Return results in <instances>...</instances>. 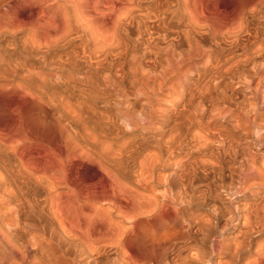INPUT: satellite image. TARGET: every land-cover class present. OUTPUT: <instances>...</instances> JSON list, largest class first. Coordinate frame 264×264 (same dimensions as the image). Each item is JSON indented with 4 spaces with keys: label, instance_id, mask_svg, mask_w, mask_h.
Listing matches in <instances>:
<instances>
[{
    "label": "rangeland",
    "instance_id": "374dc122",
    "mask_svg": "<svg viewBox=\"0 0 264 264\" xmlns=\"http://www.w3.org/2000/svg\"><path fill=\"white\" fill-rule=\"evenodd\" d=\"M33 1L34 2H29V4L27 3L15 5V8L13 6H10V11L7 15L6 20L9 19V21H7L8 26H11L13 30L10 27H7L6 31L9 30L8 32L10 34L12 33V36L7 32L3 33V35H0V38L2 37L0 39V79H2L3 81L2 82L0 80V83L2 85H0V93L4 94H0V163L2 161L1 164L2 166H4L6 173H10H5L8 176L6 177L7 180L9 179L7 181L9 184L7 183L6 186H10L7 188L11 189L12 191L22 189L20 191L23 193L28 191L29 193H27L29 195L32 194L30 195L32 200H38L39 205H44L45 199L43 198H46L47 195L45 194L49 192L45 190L47 189V186L45 185L46 182L43 179L42 171L47 169V167L58 169V159L61 158L60 160H66V153H68V151L72 149L71 146H75L76 141L90 142H86V144L84 143L85 145L83 146H85V148L87 149H89L88 147H90L88 151L87 149L85 150L88 154H92L91 159L87 154V161L85 159L83 161L68 160L65 165L66 171L67 174L69 173V176H74L77 179L79 178L78 180L86 183L89 189L92 188L91 191H94V189L96 190V188H100L103 184L102 182L107 181V174L110 175V173L111 175L114 174V177L117 173L116 176L119 178V183H122V185L126 183L128 184L127 186H131L132 182V186L136 187L133 184L136 185L141 182V177L137 176L138 174H140V176L152 174L155 178L158 177L160 179L161 177L168 176L169 173H175L176 175H178V173L185 174L188 172L187 174H193L192 176H195V179L192 183L193 188H198V190H207L216 189L223 186L228 187L229 185L237 186L238 184L236 182V178H234V180H231L229 178H231V175H237L240 172L246 171L249 168L248 165L251 164V158L254 155L256 156V161H258L256 165L262 170L264 169V158L259 154V149L263 147L264 141H257V137H255L256 134L254 133L256 132V130L252 129L251 132L246 128V124L241 115V110L239 109L241 108L247 112L249 111V114L252 115V109L258 110V103L260 102L261 90L255 92L254 89L255 83H257L258 79L255 78V81L251 82L248 77L251 76L252 73H257L258 68H260V66L264 64L262 63L264 60V46H262L264 45V0H183V5L181 2L182 0H157V3L156 0H151L152 4L150 6L154 8H150V11L152 12L150 13L149 19L147 20V22L149 21V28L147 26V31L141 34V41H152V47L149 49L144 48V50H142V46L140 48H137V50L136 48L131 50L128 49L126 51L127 55H125V53L121 55L119 53V50L117 52L106 54V57H103L104 60H100L103 63L99 62L98 66L97 64H95L94 59L91 60L92 56L88 55V53L83 52L81 44L79 42L74 43L76 40H72L70 42L72 45H64L63 43L62 48L61 44H59L60 46H49V48L47 49L49 50L51 47L52 50L50 49V51L46 49V47L48 46L41 47L42 45L36 42L37 39L41 37L44 38L45 36H47L48 32H50L51 30L53 31L54 27L52 28V23L50 24L51 19L54 24L52 26H55L57 21L59 23V19H53V16L50 15L51 19L47 21L48 23L45 22V24L42 21H39L40 15L38 17L37 14L47 12V9L51 8L55 4V2H48L47 5L38 3L39 0ZM33 3L34 5H32ZM36 3L37 5H39L37 6ZM155 5L158 7V9ZM20 7H22L23 9ZM165 7L168 9H166ZM180 7L183 9L181 10ZM187 7L188 9L192 8L190 10H194L197 16H201L203 21V23H201L200 25L201 27H195V24H191V18L189 19L190 14L188 16V13L192 11L188 10ZM160 8L164 10V12H162ZM41 9L42 11L40 12ZM160 10L161 12H159ZM173 10L176 12H173ZM168 12L171 13L172 16L169 15ZM154 13L157 18L154 17ZM160 13L166 15V18L164 16L165 20L164 18L162 19L163 14L160 15ZM35 16L37 17L35 21L39 22V25L33 20ZM150 16H153L154 19H151ZM23 18L25 20H23ZM13 19H16L15 21L17 24L14 23L15 21ZM26 19H31L30 21L34 23L30 24V21L28 22ZM157 19H160V21H157ZM176 19L179 20L178 23ZM162 20L164 22L166 21L168 25ZM159 22L162 24L159 25ZM20 23H25L24 26L26 27V24L28 23L29 25L34 26L33 29L35 30H33L29 25V29L26 27L23 28L22 24ZM40 23H43L42 27H39L41 26ZM176 23L178 24V26L176 25ZM43 25L45 26V29H43ZM16 26H18L19 28ZM191 26L195 27H192V31L190 30ZM49 27L51 30L48 29ZM158 27L161 28L159 29ZM20 28L23 29L19 31L16 30ZM14 29L15 32H11L14 31ZM183 31L185 33L186 31H188L192 35V37L190 36L192 42L191 44L193 45L191 46L192 48H188V46L185 45L186 42L183 41V37H185L186 34L184 35ZM39 32L40 34H42L41 36ZM134 33L135 31L132 32V34L135 36L136 33ZM31 34L33 36L32 39L30 38ZM27 35L28 39L30 38V41H33L34 39L36 40L30 42L27 39ZM34 35L36 36V38H34ZM19 36L21 37V40H19L20 43L23 42L22 45L18 43V38L20 39ZM152 37L153 40L151 39ZM13 38L17 40H14ZM25 40L29 41V44ZM154 40H156L157 42L155 41L154 43ZM14 41H16L18 44H15L16 42L14 43ZM10 43H13V45H11ZM33 43L37 48L32 45ZM25 46H28L27 49L25 48ZM258 48L262 49L263 52H255L256 54L252 56V59L255 62L249 64H244L243 62H241L243 61L245 53L250 52L248 54L252 55L254 52L252 50H257ZM246 49L248 50V52ZM180 53L181 57H179ZM173 55L177 56L178 58H174ZM83 56H85V58L87 59H84ZM88 56H90L91 58ZM171 56L174 58L173 61ZM1 57H3V59ZM175 59L177 60L175 61ZM167 60L168 62H171L166 63ZM235 63H237L238 66ZM167 64H171V66H166ZM176 64H178L177 67L174 66ZM2 65H4V67ZM95 65L97 67H95ZM176 68L179 70H177ZM215 71H217L216 74ZM149 76L151 78H149ZM243 76L245 78H243ZM133 79L136 80V84H132ZM145 79L147 80V85H145L144 87L142 82ZM148 80H150V83L148 82ZM249 81L250 86L253 87V89L249 86ZM141 83L143 86L141 85ZM151 84L153 86H151ZM244 85H247L250 90H248ZM3 88H5V91L3 90ZM250 92L252 96H255V98H252ZM2 97L6 100H4ZM254 100L255 102L257 100L259 102H256L253 107V104L255 103ZM251 105L252 108H249L251 107ZM249 109H251V111ZM33 111L36 114H34ZM45 114L46 116L48 115L47 117H45L47 120L44 118ZM39 115H43V117ZM33 116L35 120L34 118H32ZM36 117H38V119ZM41 117L44 119H42ZM48 118H50V120ZM90 118L91 120H88ZM124 118L129 122L127 120L125 122V120H123ZM36 119L38 121H36ZM39 119L43 121L41 122L39 121ZM34 121L36 123L38 122L39 124L41 123L42 125L36 124L34 123ZM156 121H159L158 123L160 125ZM257 124L259 126L261 125V127L264 128V123L258 122ZM37 125L38 127H40L37 128ZM153 125H156V128L158 126L160 127L157 128V134L159 133L157 136H160L159 138L156 136V129ZM43 129L45 130L43 131ZM148 129L150 131H148ZM245 130L248 133V139L244 136ZM147 131L149 132L148 134H146ZM153 136L156 137L154 138ZM153 138L158 139H156L157 141H153ZM64 141H66L67 143ZM68 141L71 146L68 145ZM70 141L75 142L73 143ZM95 141L97 142V145L95 144ZM171 142L173 143V145L171 144ZM102 143L103 145H101ZM60 144L61 147L63 146L62 148L59 147ZM63 144H65V146ZM87 144L94 146L88 145V147H86ZM174 145L179 147L174 148ZM108 146L112 147H109V149L111 148L110 151H112V154L110 153L109 149H107ZM228 146L231 148H229ZM36 147L39 149H37ZM64 147L65 149H63ZM100 147H102V149ZM95 148L98 150H96ZM25 150L26 152H24ZM27 150L29 152L30 150L32 151L29 154ZM62 150L64 152L59 153L62 152ZM103 150L106 151L107 154ZM42 151H44L45 153ZM97 151L99 152L97 153ZM113 151L115 152L113 153ZM93 152L97 154H94ZM58 153L60 155H58ZM249 154L251 155V157ZM34 155L37 157H33ZM93 155L94 160L92 159ZM112 155L115 158L117 156L122 158L123 160L120 158V160L118 158H116L118 160H115ZM50 157L52 158L50 159ZM103 157L107 162H105ZM26 158L27 160L30 159L31 164L27 162ZM47 159L50 160V162L47 161ZM43 160L45 161L44 164L42 163ZM55 160L58 162V164L55 163ZM90 160L93 161L91 162ZM127 160L129 161V164ZM151 160L154 162H152ZM34 161H36V163ZM95 161H98L97 164H93V162L95 163ZM118 161L121 162V165H119L120 162ZM141 161H145L142 167H140ZM146 161H148V164L146 163ZM24 162L26 163V165L30 164V169L25 168L26 165L24 164ZM84 162L86 163L84 164ZM110 162H112L113 164L110 165ZM150 162L151 164L153 163V166L150 164ZM33 164H37L39 166L41 164V167H39L38 169V166H33ZM100 164H103V170H98L99 168H101ZM116 164L120 169L124 166V169L122 170L125 172L122 171V173L121 170L115 168L117 167ZM173 164H175V166ZM177 164L179 166L178 169L175 168L177 167ZM31 165L33 166V168H36V170L33 169ZM73 166L74 168H76V170L73 168ZM149 166H151V168ZM23 168L26 170V173L27 171L30 172L29 170L31 169L33 170H31L32 173H27L28 175L31 174L27 178L25 177L27 176V174L24 173L25 171ZM115 169H117L118 172L121 173L119 174L117 170L115 171ZM149 169H153L152 172H150ZM171 169L173 170L171 171ZM21 170L24 171L22 174L19 173L21 172ZM112 170L113 173L111 172ZM174 170L176 172H173ZM74 171L76 172L73 173ZM17 172L19 176L17 175ZM33 172H35V175L33 174ZM39 172H41V176ZM143 172L148 173L144 174ZM36 174H39V176H36ZM93 174L95 176H93ZM56 175L59 176L58 174ZM14 176L16 180L13 179ZM17 176L19 178H17ZM33 176L39 178L40 180L35 177L34 178L38 181L34 180ZM9 177L13 178L10 179ZM31 177L33 179H31ZM117 177L115 178L118 179ZM41 179L44 180V183H42ZM12 180H14L13 182L15 183L21 182L24 184L17 183L16 186H14L15 183H13ZM134 180H136V182ZM9 181L12 182L13 185H11L12 183L10 184ZM38 182L40 186L38 185ZM92 182L98 183L93 184ZM149 183L147 182V187L149 186L150 189L159 192L165 191L167 189H172V186L175 185L174 183H170L169 185V182L163 183V180H161L160 183L162 184L160 185L159 181H157L156 179H154V181L152 182L153 184H151V182ZM141 184L142 182L139 185ZM37 185L41 187V189ZM167 185L170 188L164 187ZM17 186H20V188H17ZM42 186H44L45 188H43ZM36 189L40 191L38 194V191H36ZM43 191L44 193H42ZM32 196L34 197V199ZM39 197L41 200H39ZM13 203L16 204L15 200L8 204H5L6 207H4L5 211L7 209L8 211L9 209L11 210L9 212L6 211L8 213V215H6V221L11 225L13 224V218L11 217L16 216L13 207H11ZM6 212L5 214H7ZM193 212H197L203 216H206L208 214L205 209H195V207H192V209L189 210L187 214L190 215ZM224 220L225 219H221L215 222V225L218 229L223 227L222 225H224ZM263 239L264 238L262 237V240ZM53 247L55 248V246ZM54 248L50 249L46 247L47 253L54 254L56 250V253H58L59 249ZM39 250L41 251V249H38V251ZM36 252H32V255ZM169 258L170 256L167 259L169 260Z\"/></svg>",
    "mask_w": 264,
    "mask_h": 264
},
{
    "label": "bare ground",
    "instance_id": "6f19581e",
    "mask_svg": "<svg viewBox=\"0 0 264 264\" xmlns=\"http://www.w3.org/2000/svg\"><path fill=\"white\" fill-rule=\"evenodd\" d=\"M51 1L55 2V4L52 6L53 8L52 7L48 8L47 12H42L39 14L36 13V14L38 15V17L40 15L39 21H42L43 23H45L51 19L50 15L53 16V19L58 18L59 23L56 20L57 21V22L55 21L56 25L52 26L54 24L51 21L52 19L50 20V24L52 23L51 27L52 28L54 27V29L52 31L49 27L48 29L51 30L52 32L47 31L48 32L47 36H45V37L43 36L44 38L41 37V38L37 39L36 42L41 44L42 45L41 47L48 46V47H46V49H47V48H49V46H54V45L58 46L59 44H61V48H62L63 43H64V45H66V44L69 45V44H71L70 42L72 40H76L77 42L75 41L74 43L79 42L81 44L83 52L88 53V55L92 56V58L90 56H88V57H90L91 60L94 59V62H95V64H97V66H98L99 62L103 63L100 60H104L103 57H106L105 56L106 54L117 52L119 50L120 51L119 53L121 55L124 53H125V55H127L126 51L128 49L131 50V49L136 48V50H137V48H140L142 46L143 47L142 50H144V48L149 49L152 47L151 46L152 41L151 42L150 41H147V42L141 41V34L145 33L147 31V26L149 28V25H148L149 21L147 22V20L149 19V15L152 12V11H150V8H154V7L150 6L152 4L151 0H39L38 3L47 4L48 2H51ZM29 2H34V1L33 0H0V35L1 34L3 35V33H5V32L9 33L8 32L9 30L6 31L7 30L6 28L7 27L11 28V26H8V22H7V21H9V19L6 20L7 15L9 14V11H10L9 10L10 6L14 7L15 5H19V4L20 5L21 4H27V3L29 4ZM53 2H52V4H53ZM181 2L183 5L184 4L183 0ZM156 3H157V0H156ZM258 4H259V2H258ZM32 5H34V3ZM36 5H37V3H36ZM158 5H159V3H158ZM163 6H164V4H163ZM188 7H187V9H188ZM260 7H262V6H260ZM20 8H22V7H20ZM157 9H158V7H157ZM157 9H155V10H157ZM166 9H168V8H166ZM182 9L183 8H181V10ZM190 9H192V8H190ZM190 9H188V10H190ZM12 10H14V9H12ZM18 10H19V8H18ZM151 10H154V9H151ZM161 10L159 12H161ZM174 10H176V9H174ZM174 10H173V12H176ZM41 11H42V9L40 10V12ZM190 11H192V10H190ZM33 12H34V10H33ZM36 12H37V10H36ZM156 12H158V11H156ZM162 12H164V10H162ZM162 14L160 13V15H162ZM168 14L171 15V13H169V12H168ZM189 14H190V16H189ZM154 15H155V13H154ZM164 16L166 18V15L163 14L162 19L164 18ZM188 16H189V19L190 18L192 19V20L190 19V22H191V24H195V27H199L201 25V23H203L201 16H197V14H196V12H194V10L192 12L188 13ZM35 17L33 19L34 21H35V19H37V17L36 18ZM154 17L157 18L156 15ZM32 18H33V16H32ZM150 18L152 19L153 16L152 17L150 16ZM165 18H164V20H165ZM160 19L159 20L157 19V21H160ZM23 20H25V19L23 18ZM30 20H27V21L29 22ZM19 21H20V19H19ZM19 21H17V22H19ZM178 21L179 20H177V23H178ZM22 22H24V21H22ZM35 22H37V21H35ZM146 22H147V25H146ZM14 23H16V21ZM32 23H34V22L30 21V24H32ZM37 23L39 25V22H37ZM177 23H176V25L178 26ZM12 24H13V22H12ZM12 24H10V25H12ZM20 24H22V23H20ZM20 24H19V26H20ZM24 24H22L23 28L26 27V26H24ZM42 24L40 23L41 26H39V27H42ZM161 24L162 23H160L159 25H161ZM26 25H27L26 28H28L29 26H31L32 29L34 28V26L29 25L28 23ZM34 25H36V24H34ZM167 25H168V23H167ZM16 27H18V26H16ZM187 27H189V26H187ZM192 27L195 28L194 26H191V28H190L191 31L193 30ZM10 28H8V29H10ZM23 28L16 29V30L19 31V30H22ZM46 28H47V26H46ZM32 29H30V30H32ZM43 29H45L44 25H43ZM33 30H35V29H33ZM18 31H16V32H18ZM134 31L136 33L135 36L132 34V32H134ZM11 32H15V29H14V31H11ZM26 32H28V31H26ZM44 32H46V31H44ZM194 32H196V31H194ZM149 33H148V37H149ZM161 33H163V32H161ZM39 34H40V32H39ZM41 35L42 34H40V36ZM184 35H185V37H183V36L182 37L184 39L183 41L186 42L185 45L188 46V48H192L191 47V46H193L191 44L192 43L191 42L192 35L188 31H186V33L184 32ZM32 37L33 36L31 34L30 38L32 39ZM30 38L28 39V35H27V39L29 41H30ZM34 38H36V36ZM194 38H195V36H194ZM151 39L153 40V37ZM151 39H149V40H151ZM154 39H155V37H154ZM11 40H12V38H11ZM14 40H17V39H14ZM19 40H21V37H20V39L18 38V41ZM35 40L36 39H34L33 41H35ZM156 40H154L153 42L155 43ZM195 40H194V43H195ZM29 41H26V42L29 44ZM33 41L31 40L30 42H33ZM165 41H166V39H165ZM15 42L16 41H14V43ZM18 43H20V41ZM18 43L16 42L15 44H18ZM22 43H20V44L22 45ZM37 43H36V45H37ZM80 44H78V45H80ZM258 44H260V43H258ZM11 45H13V43ZM24 45H23V48H24ZM32 45L35 46L34 43ZM73 45H75V44H73ZM168 46H169V44H168ZM262 46H264V45H262ZM27 47L28 46H25L26 49H27ZM41 47H39V48H41ZM194 47H195V45H194ZM63 48H65V47H63ZM50 49H51V47H50ZM50 49L49 50L47 49V50L50 51ZM172 51H169V52H172ZM252 51H254L253 54L249 55L248 53H250V52H248V50H247L248 53H245V55L243 57V61H241V62H243L244 64L253 63L255 61L252 59L253 58L252 56L254 54H256L255 52H257V53L263 52L262 49H259V48L257 50L255 49ZM184 52H185V50H184ZM184 52H183V54H184ZM1 53H4V52H1ZM181 53L179 54L180 55L179 57H181ZM177 54H175V55H177ZM84 55H86V54H84ZM121 55H119V56H121ZM24 56H26V55H24ZM131 57H132V55H131ZM167 57H169V56H167ZM175 57H177V56H174V58ZM1 58L3 59V57H1ZM83 58L87 59V58H85V56H83ZM174 58L172 57V61ZM110 59H111V57H110ZM176 60L177 59H175V61ZM94 62H92V63H94ZM167 62H168V60L166 61V63ZM169 62H171V61H169ZM79 63H81V62H79ZM176 63H178V62H176ZM262 63H264V60ZM3 64H4V62H3ZM235 64H237V63H235ZM168 65L171 66V64H167L166 66H168ZM177 65L178 64H176L174 66L177 67ZM2 66L4 67V65H2ZM97 66L95 65V67H97ZM166 66H164V67H166ZM237 66H238V64H237ZM177 70H179V69H177ZM162 71H163V69H162ZM217 71H215V74ZM156 74H158V73H156ZM86 75H88V74H86ZM160 76H161V74H160ZM149 78H151V77L149 76ZM243 78H245V77L243 76ZM248 78L250 79L251 82L255 81L254 80L255 78L258 79L257 83H255V88H254L255 92H257L258 90L259 91L261 90L260 91L261 97L259 96L260 102L258 100L256 101V102H259L258 103L259 104L258 110L252 109V112H251L252 115H251V114H249V111L247 112L244 109H241V108H239V109L241 110V115H242L244 122L246 124V128L249 129V131H251L252 129L256 130V132L253 131L256 134L255 137H257V141L261 142V141H264V128L261 127V125L259 126L257 123L258 122L264 123V64H262L260 66V68H258L257 73L256 72L252 73V75L249 76ZM146 79L143 80V82H142L144 87H145V85H147ZM0 80L2 81V79H0ZM149 81L150 80H148V82ZM250 81H249V86H250ZM135 82H136V80L133 79L132 84H136ZM247 82H248V79H247ZM142 83H141V85H142ZM245 84H246V82H245ZM0 85H1V83H0ZM247 85H248V83H247ZM247 85H244V86H246V88L248 90H250L247 87ZM251 85H253V84H251ZM151 86H153V85L151 84ZM146 88H147V86H146ZM251 88L253 89V87H251ZM0 90H1V88H0ZM3 90L5 91V88H3ZM246 92H248V91H246ZM0 94H3V93H0ZM250 95H251V92H250ZM254 95H255V93H254ZM253 97L255 98V96H252V98ZM4 100H6V99H4ZM250 100H251V98H250ZM255 100H254V102H255ZM251 102H253V101H251ZM256 102L254 104L252 103L253 107L256 104ZM125 106H127V105H125ZM249 108H252V105ZM249 110L251 111V109H249ZM29 113H31V112H29ZM34 114H36V113L34 112ZM250 115H251V117H250ZM34 116L32 118H34ZM37 116H38V114H37ZM39 116L43 117V115H39ZM47 116L45 114L44 118ZM36 118L38 119V117H36ZM44 118H42V119H44ZM37 119H36V121H38ZM48 119L50 120V118H48ZM158 119H159V117H158ZM34 120H35V118H34ZM88 120H91V118ZM123 120H125V118ZM126 120H125V122H126ZM39 121H41V119H39ZM31 122H32V119H31ZM95 122H96V120H95ZM34 123H36V122L34 121ZM36 124H39V123L37 122ZM126 126H127V124H126ZM153 126H155L154 128L156 129V136H157L159 134V133L157 134V128L159 126L157 128H156V125H153ZM39 127L37 125V128H39ZM44 130L45 129H43V131ZM144 130H147V129H144ZM246 130H245V134H244L245 138H247V136H248V133ZM148 131H150V130L148 129ZM148 131H147V133L146 132L145 133L148 134L149 133ZM158 131H159V129H158ZM68 135H69V133H68ZM151 135H152V132H151ZM157 137L159 138L160 136H157ZM154 138H153V141L158 139V138H156V139H154ZM88 140H89V138H88ZM44 142H46V141H44ZM64 142H66V141H64ZM70 142H73V141H70ZM79 142H82V141H79ZM79 142L76 141L75 146L73 144H72L73 146H71L69 144V141H68V145H70L72 147V149L69 150L68 149L69 147L67 148L69 151H68V153L65 152L67 154V155H65L67 157V158L65 157L66 160H60L61 158L58 159L60 166L57 165L58 166V169L56 168L57 170L50 167V166H49L50 168L47 167V169L43 170L45 172L40 170V171H42L43 179L46 182L45 185L47 186V189H45V190H47L49 192V193L45 194V195H47L46 198H43V199H45L44 205H42V204L39 205L38 200H36V201L32 200V198L30 196L32 194L29 195L28 191H27L28 193L27 192L23 193L20 191L22 189L17 190V188H20V186H17V188H16L17 191H12L11 189L7 188L10 186L9 185L6 186V184L8 183L7 181L9 180V179L7 180L6 177H8V176L6 174H10V173H8V172L6 173V170L4 169V166H2V164H1L2 161H1V163H0V264H264V239L262 240V237L264 238V169L262 170L261 168H259L256 165L258 161H256L257 159H256L255 155L251 158V164L248 165L249 168L246 171L243 170L244 172H240L237 175H231V178H229L231 180H234V178H236V180H237L236 182L238 184L237 186H230L229 185L228 187L223 186V187H219L216 189H207V190H205V189L200 190L199 189L198 190V188H193V185H192L193 180L195 179V176H192L193 174L192 175L187 174L188 172L185 174L184 173L183 174L178 173V175H176L175 173L174 174L169 173V175H168V173H167L168 176H164V177L160 176L161 178L159 179L158 177L155 178L154 175H152V174L148 175L147 174L148 172L144 173L146 171L145 170L143 173L147 174L146 176L143 174H142L143 176H140V174L137 175V176L141 177V182H142L143 186H142V184L139 185L141 183L140 182L139 184H136V185L133 184L134 186H136V187H133L132 182H131L132 187L130 185H129L130 186L129 187V186H127L128 184H126V183H124V185H122V183H119L120 182L119 178L116 176L117 173H116L115 177H117L118 179H116L113 176L114 174L111 175V173L109 172L111 169L110 168L108 171L110 173V175L107 174V176H108L107 181L102 182L103 184L100 188H96V190L94 189V191L93 190L91 191L92 188L89 189V187L87 186L86 183L78 180L79 178L77 179L74 176H69L68 175L69 173L67 174L66 167H65L68 160H73V161L74 160H82L83 161L84 159L85 160L87 159L86 157H87L88 153L85 150L87 148H85V146H83V145H85L86 142L87 143H90V142H88V141H86V142L83 141L82 143H79ZM91 143H92V141H91ZM93 143H94V141H93ZM95 144L97 145V142ZM171 144L173 145L172 142H171ZM63 145L65 146V144H63ZM88 145L89 144H87L86 147H88ZM101 145H103V143ZM101 145H99V146H101ZM175 145H176V143H175ZM175 145H174V148L179 147V146H175ZM89 146H94V145H89ZM59 147H61V144L59 145ZM98 147H96V148H98ZM109 147H111V146H108L107 149H109ZM61 148H60V150H61ZM88 148L90 149V147H88ZM100 148L102 149V147H100ZM229 148H231V147H229ZM37 149H39V148H37ZM63 149H65V147ZM89 149H87V151ZM110 149H109V151H110ZM96 150H98V149H96ZM168 150H170V149H168ZM31 151L32 150H30V152H29L27 150V152H29V154L31 153ZM44 151H42V152H44ZM259 151H258L259 154L264 158V145L261 149H259ZM24 152H26V150ZM63 152L64 151L62 150V152H59V153H63ZM98 152L99 151H97V153ZM104 152H106V151H104ZM104 152H103V155H104ZM111 152L112 151H110V153ZM114 152L115 151H113V153ZM171 152H172V150H171ZM59 153H58V155H60ZM97 153H94V154H97ZM167 153H169V152H167ZM33 154H35V153H33ZM106 154H107V152H106ZM111 154H109V155H111ZM116 154H117V152H116ZM88 155L91 159L92 154H88ZM109 155H108V157H109ZM37 156H38V154H37ZM37 156L34 155L33 157H37ZM97 156H99V155H97ZM112 156H111V158H112ZM63 157H64V155H63ZM250 157H251V155H250ZM27 158H26V160H27ZM45 158H47V157H45ZM51 158L52 157H50V159ZM93 158H94V155L92 156V159ZM113 158L115 160H118L120 157L116 156V158H118V159H116L113 156ZM150 158H152V157H150ZM153 158H155V157H153ZM120 159H122V158H120ZM28 160H27V162L30 163V159H28ZM35 160H37V159H35ZM38 160H40V159H38ZM44 160H46V159H44ZM44 160H43V162L42 161H40V162H42L44 164V162H45ZM95 160H96V157H95ZM104 160H105V158H104ZM155 160H157V159H155ZM47 161L50 162V160H48V159H47ZM51 161H53V160H51ZM98 161H95V163L93 162V164H97ZM127 161H126V163H127ZM34 162L36 163V161H34ZM58 162L56 161L55 163L58 164ZM105 162H107V161L105 160ZM118 162H120V161H118ZM147 162L148 161H146V163ZM152 162H154V161H152ZM85 163L86 162H84V164ZM144 163H145V161L144 162L141 161L140 167H142L144 165ZM24 164L26 165L25 162H24ZM30 164H27L25 168L30 169V167H29ZM109 164L112 165L113 163L110 162ZM128 164H129V161H128ZM150 164H151V162H150ZM175 164H173V165L175 166ZM3 165H4V162H3ZM20 165H21V163H20ZM35 165L38 166L37 167L38 169H39V167H41V164H40V166L37 164H35ZM35 165L33 164V166H35ZM102 165L103 164H100L101 168H99L98 170H100V169L103 170ZM119 165H121V162ZM124 165H125V163H124ZM33 166L31 165L32 168H33ZM113 166H112V168H113ZM116 166H117V164H116ZM168 166H171V165H168ZM98 167H99V165H98ZM149 167L151 168V166H149ZM178 167L179 166L177 164V167H175V168L178 169ZM73 168H74V166H73ZM77 168H80V167H77ZM115 168H118V166ZM33 169L36 170V168H33ZM74 169L76 170V168H74ZM118 169L121 170V172H122L123 171L122 169H124V166H123V168H121V169L118 168ZM145 169H147V168H145ZM22 170L19 173L22 174L24 171H25L24 173H26L25 169H24V171H22ZM31 170H29V171L32 173L33 170L32 171ZM105 170H107V169H105ZM116 170L117 169H115V171ZM152 170L149 169L150 172H152ZM172 170L173 169H171V171ZM141 171H142V168H141ZM30 172L27 171V173H30ZM75 172L76 171H74L73 173H75ZM94 172H96V171H94ZM111 172L113 173V170ZM117 172H118V170H117ZM123 172H125V171H123ZM173 172H176V171L174 170ZM183 172H185V171H183ZM34 173L35 172H33V174ZM36 173H38V172H36ZM40 173L41 172H39V174ZM39 174L38 175L36 174V176H39ZM56 174H58L59 176H57ZM100 174H103V173H100ZM17 175H18V172H17ZM30 175L27 174V176H25V177L27 178ZM121 175H123V174H121ZM164 175H166V174H164ZM10 176H12V175H10ZM18 176H17V178H19ZM40 176H41V174H40ZM93 176H95V175L93 174ZM99 176H101V175H99ZM34 177L35 176H33V178ZM12 178H10V179H12ZM26 178H25V180H26ZM33 178L31 177V179H33ZM35 178H37V177H35ZM35 178H34V180L38 181L37 179H39V178H37V179H35ZM125 178H127V177H125ZM13 179L16 180L15 176ZM154 179L159 181L160 185L162 184V183H160L161 180H163V183L169 182V185H170V183H172V184L174 183L175 185L172 186L173 187L172 189H167V190L161 191V192L155 191L153 189H150L149 186L147 187V182L148 183L151 182V184H153L152 182L154 181ZM14 180H12V182ZM44 180L41 179L42 183H44ZM18 181H20V180H18ZM21 181H23V180H21ZM134 181L136 182V180H134ZM12 182H10V184ZM25 182H27V181H25ZM39 182H38V185L40 186ZM13 183H15V182H13ZM13 183L11 185H13ZM17 183L18 184L19 183L24 184L21 182H16L14 186H16ZM96 183H98V182H96ZM227 185H225V186H227ZM44 186H42V187L45 188L46 186L45 187ZM91 186H92V184H91ZM97 187H98V185H97ZM164 187L167 188L169 186L167 185ZM11 188H13V187H11ZM23 188H25V187H23ZM39 188L41 189V187H39ZM32 190H33V188H32ZM36 191H38V190L36 189ZM39 192L40 191H38L37 194ZM42 193H44V191ZM37 194H34V195H37ZM43 195H42V197H43ZM29 196L31 199L29 198ZM33 199H34V197H33ZM14 200H15L16 204L13 203L14 206L12 204L11 207H13V210H14V213L16 214V216L11 217V218H13V220H12L13 224L11 225V224H8L6 221V215H8V213L6 211H8V209L5 211L4 207H6L5 204H8ZM39 200H41L40 197H39ZM192 207H195V209H199V208L205 209L208 214L206 216L205 215L203 216L197 212H193L190 215H188L187 213L189 212V210L192 209ZM9 211H11V210L9 209ZM5 212L7 214H5ZM221 219H225L224 225H222L223 227L221 226L222 228L218 229L215 225L216 224L215 222H217ZM12 231H14V232H12ZM260 238H261V240H260ZM43 246H45V247H43ZM53 246H55V248ZM46 247H48L50 249H52V248L59 249V252L56 253V251H57L56 250L54 254L53 253L48 254ZM38 249H41V251L39 250L40 251L39 252ZM34 251L35 252L37 251V252L32 255V252H34ZM53 252H54V250H53ZM191 252H192V254H191ZM169 256H170V258L168 260L167 258Z\"/></svg>",
    "mask_w": 264,
    "mask_h": 264
}]
</instances>
